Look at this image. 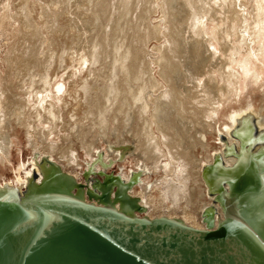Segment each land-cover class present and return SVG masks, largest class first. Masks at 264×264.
Segmentation results:
<instances>
[{
	"label": "bare ground",
	"instance_id": "bare-ground-1",
	"mask_svg": "<svg viewBox=\"0 0 264 264\" xmlns=\"http://www.w3.org/2000/svg\"><path fill=\"white\" fill-rule=\"evenodd\" d=\"M84 1L89 7L88 10L92 12L89 16L92 27L90 33L96 36L103 25L106 28L105 32L110 44L107 57L111 60L108 64L111 72L105 75V81L97 83L93 89L92 85L84 84L74 98L77 100V108H84L83 113L89 124L70 121L65 125L61 111L55 112L52 108L45 106L47 102H50L45 99L51 96V93H47L49 87L52 88L50 83H45L43 87L35 91L36 99L33 102L37 101L43 112H40L39 107H34L31 111L34 121H30L31 115L29 113L26 115L27 112H24L22 101L12 100L5 103L2 102L0 94V161L3 163L9 161L11 148L16 139L13 123L25 127L27 141L31 148L39 149L37 146L42 145L43 152L49 153L47 155L49 158H51L49 155H54L59 161H69L73 166L81 167V174L84 168L80 161L79 149L83 150L84 155L92 158L96 147H101L102 140L115 138L117 142H120L133 139L135 150L131 155L137 167L136 170L139 168L144 174L148 169L141 166L145 165L150 170H162L165 174L159 198L155 203L156 208L159 207L161 210L160 216L165 214L164 216L169 218L177 217L189 226L204 228V223L200 224L201 219L199 220L196 210L208 203L215 207L216 204L212 202V196L208 191L207 195L211 199L208 200L206 196L205 184L207 189L208 185L203 180L204 184L201 178L202 164L211 163L213 153L220 152L224 166L229 167L220 166L222 168L214 170L211 174L231 173V166L237 158L234 156L235 161L231 157L225 158L222 150L225 144L231 143V140L232 144L238 148L240 140L228 131L234 127L238 128V132L242 134L241 136H246V139L252 138V125L256 128V132H264L263 109L257 110L260 114L254 113L256 122L248 119L243 121L242 126L234 118L237 115L235 112L229 117L230 127L225 124V128L218 130L217 142L223 143V147L216 152L218 146L215 144L211 147L207 142V135L212 134L216 123L219 122L224 105L237 101L241 104L240 107H244L241 103L244 89L263 79L260 63L252 60L251 44L238 32L240 16L236 11L234 0H221L223 12L219 11L221 14L219 20L223 24L216 21L215 28L210 32L206 30V21L211 17L209 12L216 11L212 5L216 0H163L170 28L166 33L167 42L162 48L160 47L162 55L155 62L159 66L158 75L163 82L150 74L149 66L143 63L144 60L141 61L135 45L127 43V31L134 27L132 20L136 16L139 19L142 15L139 1ZM108 1L112 2L108 4ZM260 1L259 7L261 3L263 4V0ZM138 7H140V14L137 15ZM256 19L258 20H255V25H246V28L251 32L254 44L257 45L254 49L257 59L262 61L264 60V42L261 39L264 38V27H262L264 17L259 16ZM260 19L263 21L261 22ZM232 23L235 25H230ZM106 43L108 46V41ZM64 89V83L56 81V97L63 96ZM27 100L30 102L32 99ZM249 107L248 111H253L252 108L257 109L255 105ZM61 130L70 132L63 135ZM223 132L228 137L223 136ZM52 134L59 135L64 143L53 144L52 139L49 142L47 137ZM259 139H261L259 136L254 138V140ZM263 144L254 142L249 147L256 152L257 148L262 147ZM249 147L247 146L246 149L248 150ZM210 150H213L211 154ZM101 158L102 160L105 158L106 161L107 154L102 153ZM162 160L164 161L161 162ZM254 163L257 162L254 161ZM100 168L99 162L96 161L94 170ZM37 169L36 177H39L40 172ZM24 172L23 178L26 179L27 174L31 175L33 171L30 169ZM120 172L121 169L118 172L119 175ZM67 173L79 181L77 173L71 174V170ZM121 176L128 180L130 171L129 175L127 173ZM141 176L139 183H142ZM24 179L17 175L14 179L17 185L14 187L22 190L26 184ZM158 184L160 182H155V186ZM132 191L130 195L134 196ZM150 194L148 192L147 195L144 187L140 188V202L147 206L146 201L142 199L146 197L154 204ZM260 197H264L263 188L258 198ZM178 207L182 210L181 216L176 213ZM137 214H145L148 218L154 216L147 210ZM253 241L259 243L258 238Z\"/></svg>",
	"mask_w": 264,
	"mask_h": 264
},
{
	"label": "water",
	"instance_id": "water-1",
	"mask_svg": "<svg viewBox=\"0 0 264 264\" xmlns=\"http://www.w3.org/2000/svg\"><path fill=\"white\" fill-rule=\"evenodd\" d=\"M252 131L249 146L255 137L264 141V132L253 125ZM228 132L239 138L241 151L246 149V136L238 128ZM234 150L233 144H225L223 153L237 161L231 173L217 175L229 190L211 186V172L228 168L219 153L201 166V178L216 204L202 208L204 228L177 217L138 216L147 206L128 190L140 182L141 169L131 170L125 180L119 171H108L111 161L97 152L80 182L47 155L37 161L34 152L33 172L22 178V190L10 181L0 184V264H264V197L258 198L264 169L257 171L253 161L262 158L261 152L245 150L242 157ZM96 161L99 170H94Z\"/></svg>",
	"mask_w": 264,
	"mask_h": 264
},
{
	"label": "rangeland",
	"instance_id": "rangeland-1",
	"mask_svg": "<svg viewBox=\"0 0 264 264\" xmlns=\"http://www.w3.org/2000/svg\"><path fill=\"white\" fill-rule=\"evenodd\" d=\"M138 1L142 7V15H140L139 19L136 16L132 20L134 27L127 31V43L135 45L141 61L143 62L144 60L143 63L149 66L150 74L155 76L158 81L163 82L158 75L159 66L155 62L162 55L161 48L167 42L166 33L170 28V23L166 19L164 10V1ZM110 2L112 1H108V4ZM221 2V0H216L212 3L216 11L209 12L211 17L206 21V30L209 32L215 28L216 21L220 22V12H223L221 9L223 3ZM259 2L261 1L234 0V5L240 16L237 26L238 32L244 36V39L246 37L245 40L251 44L250 53L253 57L251 58L260 63L263 79L261 82L259 81L257 84L250 85L244 89L241 98V103L244 104V107H240L241 104L237 101H232L222 108L218 124L216 123L212 134L207 135V142L211 147L216 144L218 146L217 150L221 147L220 142H217L218 129L225 128L224 123L230 125V115L237 112L234 118L241 125L243 121L248 119L255 121L254 113L258 112V109H263L264 111V60L257 59L258 57L254 52L257 45L254 44L251 32L247 31L246 28V25H255V20H258L256 17H264V0L260 7ZM88 8L84 0H0V94L2 102L22 101L24 112H27L26 115L29 113L33 116V118L30 116L29 120L34 121L32 109L37 106L40 112H43L39 103L37 101L33 102L36 99L35 91H38L45 83H50L52 88L49 87L47 93H51V96L45 98L50 102H47L45 106L49 109L52 108L55 112L61 111L65 125L70 123V121L89 124L83 113L84 108H77V100H74V98L84 84L92 85L93 89L97 83L100 84L105 81V75H109L111 72L108 66L111 60L107 57V50L110 49V44L108 35L105 32L106 28L103 25L96 36L92 32L90 33L92 27L90 26L89 16H91L92 12ZM139 11L140 7L136 8L137 15ZM260 21L262 22L263 19H260ZM230 25L234 26L235 23ZM262 27H264V21L262 22ZM105 41H108L109 48L106 46L107 43ZM261 41L264 42V38ZM56 81H62L65 85L64 94L63 96L59 95L60 98L56 97ZM28 98L32 100L28 102ZM251 105L257 106V109L252 108L253 111H248L247 108ZM111 123L114 125L113 122ZM13 124L16 139L11 148L9 161L4 163L0 161V182L16 179V170L31 161L33 151L37 152L36 159H39L43 154H49L43 152L42 145L37 146L39 149L31 148L27 141L25 127L16 123ZM61 132L63 135H67L70 131L61 130ZM49 136L47 140L51 142L52 139L53 144L64 143L59 135L52 134ZM112 139L102 140L101 147H96L92 158L84 155L83 150L79 149L82 168L85 169V164L97 157L96 152H100L101 154H107L108 158L106 161H113L108 171L118 172L121 169L120 174L125 175L131 170H136L137 167L131 155L134 153L133 150H135V141L126 139V141L117 142V139ZM211 152L213 150H210V154ZM49 156L57 161L65 172L71 170V174L75 175L77 173L76 175L79 176L81 181V167L73 166L69 161L60 160V162L54 155ZM30 167V162H28L26 170L28 171ZM145 167L148 170L141 176L142 183H138L132 188V194L139 197L140 188L144 187L147 195L148 192L151 193L150 195L154 202L153 204L149 201V198L142 197L148 206L147 211L152 212L154 216H160L161 210L159 207L156 208L155 203H157L159 198L165 174L162 170L154 171L145 165L141 166V168ZM23 173L25 172L18 174V177L22 178ZM155 182H160V184L155 186ZM147 183L150 185L147 186ZM201 209L198 208L196 210L199 220L201 219ZM176 213L178 216L182 215L180 207L176 209ZM200 224L202 225L203 223L201 222Z\"/></svg>",
	"mask_w": 264,
	"mask_h": 264
},
{
	"label": "flooded vegetation",
	"instance_id": "flooded-vegetation-1",
	"mask_svg": "<svg viewBox=\"0 0 264 264\" xmlns=\"http://www.w3.org/2000/svg\"><path fill=\"white\" fill-rule=\"evenodd\" d=\"M224 124H226V126H228V127H230L227 123H224ZM220 129V128H219ZM218 129V130H219ZM221 130V129H220ZM225 132H223V136H225V134H224ZM227 133V132H226ZM247 136H249V135H247ZM217 137H218V133H217ZM225 137H228V135L227 136H225ZM230 139V138H229ZM231 140V139H230ZM250 141H251V139H246L245 140V142H244V140H243V142H244V147L243 148H247V146L249 147V145H250ZM239 143H240V141H238ZM254 142H256V143H264V141H261V139H259V140H253V143ZM220 144V146H221V148L223 147V143H219ZM230 144H232V140H231V143ZM253 144H251V146H252ZM263 150L262 149H260V151H259V148H261V147H258L257 148V151H259V153L261 152V156H262V158H260V159H257V160H255L254 159V161L255 162H257V163H254L255 164V167L257 168V171H259L260 170V172H261V170L262 169H264V155H262L263 153H264V144H263ZM233 148L235 149L234 150V152L235 151H238V150H240V148L238 147V148H236L235 147V145H233ZM251 149V147H249L248 148V151ZM245 150H247V149H245ZM245 150H242V153L240 154V156H244V154L245 153H248V152H246ZM217 151H219V150H217ZM216 151V152H217ZM223 151V150H222ZM241 151V150H240ZM212 153V152H211ZM220 153V152H219ZM258 153V154H259ZM223 155H224V153H223ZM235 155H233V154H231V155H229L228 157H226L225 155H224V157L225 158H229V157H231L234 161H235V157H234ZM34 159H36V158H34ZM40 159V158H39ZM39 159H36L37 161H39ZM28 162H30V161H28ZM229 167V166H228ZM43 168L45 169V171H48V170H46V167L45 166H43ZM220 168H222V167H217V169L216 170H218V169H220ZM27 168H26V165L24 164L23 166H22V168H20V169H17L16 170V172H15V176H17L18 174H20V173H22V172H24L25 170H26ZM219 171H221L222 172V170H219ZM213 172V171H212ZM211 172V173H212ZM263 172V171H262ZM218 174H221L220 172H217V173H215V177L214 176H212V182H211V186H213V188H217V187H220L221 185L224 187V188H227V190H228V184L226 183V182H224V183H222L221 185L219 184V180H220V177L219 176H217ZM128 175H129V172H128ZM212 175H214V173L212 174ZM92 176H94V175H90V177H92ZM120 176H121V174H120ZM24 176H23V174H22V178H23ZM39 177H41V174H39ZM38 177V178H39ZM122 177V176H121ZM122 178H124V177H122ZM128 178V177H127ZM126 178V179H127ZM84 178H83V176H82V181H80V182H84V180H83ZM99 179H101V177H99ZM218 179V180H217ZM204 182V181H203ZM1 183V182H0ZM10 183L11 184H13V186H16L17 185V183H15L14 182V180H10ZM204 184H205V182H204ZM150 184L148 183L147 184V186H149ZM134 186H136V184L134 185ZM134 186H131V189L128 191V193L130 194V192H131V190H132V188L134 187ZM205 187H206V195H207V186H206V184H205ZM208 196V195H207ZM208 198H210L209 196H208ZM261 198H263V197H260L259 199H261ZM9 199H11V198H9ZM211 199V198H210ZM96 203V202H95ZM211 203V202H210ZM208 205H209V203H208ZM116 206H117V204H116ZM202 210V209H201ZM138 216H142V214H137ZM201 217V216H200ZM215 218H216V216H215ZM202 222V221H201Z\"/></svg>",
	"mask_w": 264,
	"mask_h": 264
}]
</instances>
